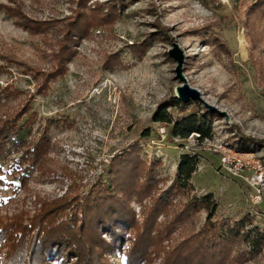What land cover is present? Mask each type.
Listing matches in <instances>:
<instances>
[{
	"label": "rangeland",
	"instance_id": "374dc122",
	"mask_svg": "<svg viewBox=\"0 0 264 264\" xmlns=\"http://www.w3.org/2000/svg\"><path fill=\"white\" fill-rule=\"evenodd\" d=\"M0 1L13 4L12 0ZM16 1L25 16L48 24L73 13L79 0ZM103 1L86 0V4ZM115 6L116 15L79 38L75 53L65 61L63 74L51 80L45 92L38 93L36 79L21 71L22 63L47 70L53 62L51 50L58 33L53 28L25 29L0 9V54L21 63H6L0 70V112L32 96L30 104L35 115L27 137L35 136L45 126L50 142L42 168H29L25 187L16 181L0 183V215L31 210L35 195L57 196L69 183L85 188L113 152L138 142L142 158L160 160V187L173 177L178 155L184 150L195 151L197 163L190 176V193H211L218 202L220 217L247 213L253 222L264 224V202L252 203L248 186L222 169L218 152L212 150V145L221 141L235 150L264 153V18L257 26L249 22L246 26L249 34L252 31L260 36L253 53L258 57L256 65L248 58L249 40L242 14L245 5L234 6L233 0H128ZM216 21H223L222 35L229 54L215 53L193 30ZM158 29L166 34L149 40L140 56L128 51L126 44L138 42ZM173 44L182 53L184 82L198 90L201 99L211 106L194 99L197 108L214 113L210 115L211 134L207 139L197 140L195 133L183 139L173 137L167 123L150 120L156 104L183 83L175 76L176 62L168 53ZM111 52L118 53L121 65L104 67L103 56ZM143 125L151 127L150 136L138 138V129ZM3 175L10 178V173ZM131 204L140 218L138 205L133 201ZM203 215L199 211V221ZM178 237L175 232L170 241ZM127 244L124 241L121 247ZM108 258L113 264H123L121 252ZM157 262L158 257L153 256L150 263ZM233 264H264V250Z\"/></svg>",
	"mask_w": 264,
	"mask_h": 264
},
{
	"label": "trees",
	"instance_id": "16d2710c",
	"mask_svg": "<svg viewBox=\"0 0 264 264\" xmlns=\"http://www.w3.org/2000/svg\"><path fill=\"white\" fill-rule=\"evenodd\" d=\"M127 1L86 4V0H79L73 13L61 21L52 19L48 24L25 16L16 0H12L13 4L0 1L4 14L21 27L30 31L53 28L58 33L56 46L51 50L53 62L47 70L22 63L21 71L36 79L35 92H45L49 82L63 74L65 61L75 53L74 45L79 38L88 35L102 21L113 18L118 11L115 3ZM233 2L234 6L245 5L242 14L249 40L248 58L256 64L258 57L253 53L260 36L252 31L249 34L246 26L248 22L257 26L264 18V0ZM222 22L203 24L193 30L201 34L215 53L229 54ZM164 33L161 29L148 32L144 39L126 44L127 49L132 55L140 56L149 40ZM261 49L264 53V48ZM0 58L5 62L0 63V70L6 63L21 64L4 54ZM102 65L119 66L120 56L117 52L108 53L103 56ZM31 98L27 96L9 110L1 108L0 172L10 173V178L5 179L1 174L0 183L16 181L25 187L29 168H42L50 142L45 126L35 136L27 137L35 115ZM197 107L194 99L181 101L169 94L156 104L150 120L167 123V131L173 137L183 139L196 133L197 140L208 138L210 115L214 113L199 111ZM150 133L151 127L143 125L137 136L147 138ZM246 140L252 141L247 137ZM139 149L140 144L133 142L113 152L85 188L69 183L57 196L35 195L31 210L0 215V251H4L1 264H113L108 257L117 252L122 253L123 264L144 261L151 264L153 256L158 257L157 264H233L264 250V224L253 222L247 213L234 218L220 217L218 202L211 193H190V176L197 163L195 151L184 150L178 155L173 177L160 187L162 178L157 176L160 160L146 161L139 155ZM132 201L138 205L140 218ZM199 211L204 212L201 221ZM175 232L179 237L171 242ZM124 241L128 244L121 247Z\"/></svg>",
	"mask_w": 264,
	"mask_h": 264
},
{
	"label": "built area",
	"instance_id": "2783aa9c",
	"mask_svg": "<svg viewBox=\"0 0 264 264\" xmlns=\"http://www.w3.org/2000/svg\"><path fill=\"white\" fill-rule=\"evenodd\" d=\"M212 146V150L218 152L219 166L248 186L250 201L254 204L264 202V153L235 150L221 141Z\"/></svg>",
	"mask_w": 264,
	"mask_h": 264
},
{
	"label": "water",
	"instance_id": "95a60500",
	"mask_svg": "<svg viewBox=\"0 0 264 264\" xmlns=\"http://www.w3.org/2000/svg\"><path fill=\"white\" fill-rule=\"evenodd\" d=\"M168 53L174 58L175 60V67H174V72H175V76L183 81L182 84L176 85L174 90L175 93L174 95L179 98L181 101H186L188 99H197L200 100L205 106L207 107H211L210 105H208L207 103H205L201 97L199 96V92L198 90H196L193 87L188 86L185 82H184V76L181 73V61H182V53L180 51V49L173 44V46L168 49Z\"/></svg>",
	"mask_w": 264,
	"mask_h": 264
}]
</instances>
